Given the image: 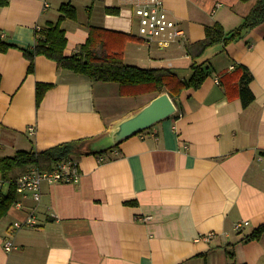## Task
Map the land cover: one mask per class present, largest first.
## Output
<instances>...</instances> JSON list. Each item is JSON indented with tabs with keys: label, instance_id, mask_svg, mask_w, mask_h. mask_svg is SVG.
Returning a JSON list of instances; mask_svg holds the SVG:
<instances>
[{
	"label": "crops",
	"instance_id": "obj_1",
	"mask_svg": "<svg viewBox=\"0 0 264 264\" xmlns=\"http://www.w3.org/2000/svg\"><path fill=\"white\" fill-rule=\"evenodd\" d=\"M6 1L0 41L13 48L0 53V158L84 143L66 159L77 164L78 182H42L39 202L16 195L21 206L14 202L0 219V264H264V234L243 241L264 224V21L206 48L195 59L209 74L200 88L182 91L169 118L100 155L116 124L157 94L122 95L118 84L91 81L44 56L28 73L21 51L70 3L76 19L60 24L65 56L85 43L89 26L100 27L116 33L108 46L121 47L125 64L188 78L185 45L215 23L234 30L257 0H160L184 33L164 48L139 37L132 0ZM240 66L250 102L239 96ZM37 83L52 86L39 106ZM31 214L34 226L13 228ZM241 221L248 225L236 231ZM7 240L15 246L9 252Z\"/></svg>",
	"mask_w": 264,
	"mask_h": 264
},
{
	"label": "trees",
	"instance_id": "obj_2",
	"mask_svg": "<svg viewBox=\"0 0 264 264\" xmlns=\"http://www.w3.org/2000/svg\"><path fill=\"white\" fill-rule=\"evenodd\" d=\"M243 3L251 0H239ZM6 0H0V6H5ZM115 13L114 10H110ZM59 17L55 23H47L38 26L34 32V44L30 49H22V54L28 61L27 72L31 73L34 68V58L44 56L56 63L60 69L72 71L78 75L87 77L91 81L116 83L120 87L122 95H141L167 93L172 102L177 105V99L184 90H197L208 77L207 67L199 65L195 59L208 47L222 43L227 45L243 37L244 33L264 21V0H257L250 12L243 18L242 23L230 32H225L218 23L205 27L203 40L185 45V51L191 58L190 76L180 78L175 72L166 69H146L123 62L121 47L108 46L111 36L115 32L100 27L89 26L88 37L78 51L70 56L64 55L66 47L65 32L60 24L65 19L75 20L76 9L70 3H63L59 7ZM119 38L124 36L118 35ZM128 38V36H125ZM126 39L118 40L122 45ZM12 45L0 41V53L7 52ZM243 74L239 79V96L244 102H250L252 97L247 96L245 80L249 78L248 71L243 66L239 67ZM50 84L37 83L35 86V104L39 106L45 93L51 88ZM84 140L54 146L42 152L18 150L11 156L0 158V178L8 184L5 194H0V219L6 215L10 206L15 202L17 193L15 184L18 178L17 172L24 173L29 167L39 170H49L52 163L66 160L70 155H80ZM114 145L102 152V154L115 148ZM21 173V174H22ZM264 234V224L254 229L243 241L259 240Z\"/></svg>",
	"mask_w": 264,
	"mask_h": 264
},
{
	"label": "built area",
	"instance_id": "obj_3",
	"mask_svg": "<svg viewBox=\"0 0 264 264\" xmlns=\"http://www.w3.org/2000/svg\"><path fill=\"white\" fill-rule=\"evenodd\" d=\"M134 3L133 14L137 19L139 37L146 42H156L164 48L176 42L183 36V31L167 15L160 0H132ZM46 7V6H44ZM32 129L30 128V131ZM79 171L75 161L68 159L56 162L49 170L32 168L18 176L15 191L20 197L30 196L35 202L41 198V184L47 183H76L79 181ZM2 181L0 180V185ZM14 205L19 208V201ZM36 224L34 215H29L24 221L14 222L13 228L32 227ZM248 225V221L237 222L234 229L239 231ZM15 246L11 241L4 242V249L9 252Z\"/></svg>",
	"mask_w": 264,
	"mask_h": 264
},
{
	"label": "water",
	"instance_id": "obj_4",
	"mask_svg": "<svg viewBox=\"0 0 264 264\" xmlns=\"http://www.w3.org/2000/svg\"><path fill=\"white\" fill-rule=\"evenodd\" d=\"M175 105L167 93H161L133 115L121 120L108 135L106 148L117 145L122 140L141 133L154 124L175 113Z\"/></svg>",
	"mask_w": 264,
	"mask_h": 264
},
{
	"label": "rangeland",
	"instance_id": "obj_5",
	"mask_svg": "<svg viewBox=\"0 0 264 264\" xmlns=\"http://www.w3.org/2000/svg\"><path fill=\"white\" fill-rule=\"evenodd\" d=\"M7 188H8V185L7 184H4L3 185V189H2L3 193H5L7 191Z\"/></svg>",
	"mask_w": 264,
	"mask_h": 264
}]
</instances>
